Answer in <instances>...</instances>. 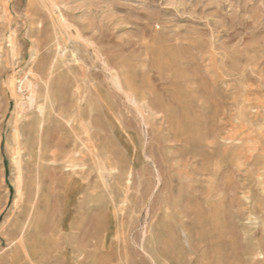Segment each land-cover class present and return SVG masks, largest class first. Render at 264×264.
Instances as JSON below:
<instances>
[{"label": "rangeland", "instance_id": "obj_1", "mask_svg": "<svg viewBox=\"0 0 264 264\" xmlns=\"http://www.w3.org/2000/svg\"><path fill=\"white\" fill-rule=\"evenodd\" d=\"M0 47V264L20 251L18 86L53 57L87 89L64 91L41 151L35 264H264V147L221 137L229 91L264 81V0H0Z\"/></svg>", "mask_w": 264, "mask_h": 264}, {"label": "bare ground", "instance_id": "obj_2", "mask_svg": "<svg viewBox=\"0 0 264 264\" xmlns=\"http://www.w3.org/2000/svg\"><path fill=\"white\" fill-rule=\"evenodd\" d=\"M3 8L8 12L7 5ZM62 22L64 23L65 19L53 18L52 23L55 30H57V26ZM75 34L76 32H74V34L72 33V35ZM56 45L57 48L60 46L58 36L56 38ZM56 59L57 58L53 57L49 63L43 66L40 72L31 70L29 76L18 86L20 92L24 93L26 96L24 97L26 99V101L24 100V109L21 107V116L17 117V123L14 127V137L16 140L15 155H17V163L19 164L22 180V184L16 186L18 199L15 200V202L16 205L21 201L23 204L18 210L15 219L16 229L12 232L13 238H10V243L17 245L20 249L18 252V264H20V261H22L23 264H35L37 262L38 251L36 250V246L28 239V236H30L33 231L36 233L40 232L42 228L41 224L46 220L51 210L50 200L43 188V181L40 177L41 151L46 143L50 123L53 120L59 122V120L55 118V115L59 114L58 111L65 105V102H62L63 98H61L64 91L70 90V92L72 91V95H78L81 99L83 93H85L87 89L81 87L80 84L66 83L62 73H57L56 71L59 64ZM232 76H234V74L231 73V80H234ZM87 78L88 76L85 74V79ZM252 79L253 77L248 75L247 69L244 68L243 75L236 81L240 82L244 80L246 83ZM117 84L120 88L124 89L120 81H118ZM16 90L17 88L14 89V92ZM229 93L231 98L225 103L222 111V139L234 143L237 146L245 145L250 148L251 146L264 147V81L259 79L257 83L250 85L244 84L237 91H232L231 89ZM126 94L132 102L137 104L136 96L133 93L127 92ZM74 101L75 102L71 105L69 110L70 113L73 114L76 111V107L81 113L83 111L82 100L78 102L77 105L76 99ZM229 106H235L237 111L232 112V110H229ZM67 121L70 123L72 129H75L76 116L70 115ZM92 140L93 134H88L86 141L92 142ZM78 143L84 145L86 142L77 135L76 160L86 162L87 156L89 155L85 154L83 149L78 146ZM37 144H39V147L35 150L34 147ZM94 147L96 148V145ZM90 150L91 149H89V151ZM90 152L92 157H99V151L96 149ZM24 157H27V161H24ZM83 165L84 164H79L80 167ZM32 172L36 173L34 179L31 180ZM81 173H84V171L82 170ZM25 178H27L26 182L23 181Z\"/></svg>", "mask_w": 264, "mask_h": 264}]
</instances>
